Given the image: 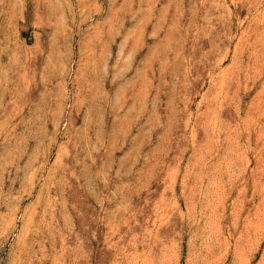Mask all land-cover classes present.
I'll return each mask as SVG.
<instances>
[{
	"label": "rangeland",
	"instance_id": "1",
	"mask_svg": "<svg viewBox=\"0 0 264 264\" xmlns=\"http://www.w3.org/2000/svg\"><path fill=\"white\" fill-rule=\"evenodd\" d=\"M0 264H264V0H0Z\"/></svg>",
	"mask_w": 264,
	"mask_h": 264
}]
</instances>
